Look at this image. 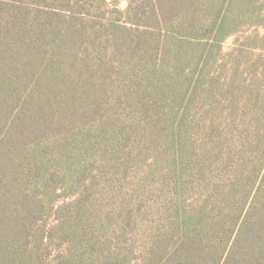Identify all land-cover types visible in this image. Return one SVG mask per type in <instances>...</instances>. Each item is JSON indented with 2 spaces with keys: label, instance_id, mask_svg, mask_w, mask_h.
I'll list each match as a JSON object with an SVG mask.
<instances>
[{
  "label": "trees",
  "instance_id": "trees-1",
  "mask_svg": "<svg viewBox=\"0 0 264 264\" xmlns=\"http://www.w3.org/2000/svg\"><path fill=\"white\" fill-rule=\"evenodd\" d=\"M0 264H264V0H0Z\"/></svg>",
  "mask_w": 264,
  "mask_h": 264
},
{
  "label": "rangeland",
  "instance_id": "rangeland-1",
  "mask_svg": "<svg viewBox=\"0 0 264 264\" xmlns=\"http://www.w3.org/2000/svg\"><path fill=\"white\" fill-rule=\"evenodd\" d=\"M123 2H125V1H122V3ZM122 3H121V8H125L126 4H125V6H123ZM235 41H236V37H232V38L228 39L223 45V52L224 53L230 52L235 45Z\"/></svg>",
  "mask_w": 264,
  "mask_h": 264
},
{
  "label": "built area",
  "instance_id": "built-area-1",
  "mask_svg": "<svg viewBox=\"0 0 264 264\" xmlns=\"http://www.w3.org/2000/svg\"><path fill=\"white\" fill-rule=\"evenodd\" d=\"M125 4H126L125 2L122 3L123 6H125Z\"/></svg>",
  "mask_w": 264,
  "mask_h": 264
},
{
  "label": "crops",
  "instance_id": "crops-1",
  "mask_svg": "<svg viewBox=\"0 0 264 264\" xmlns=\"http://www.w3.org/2000/svg\"><path fill=\"white\" fill-rule=\"evenodd\" d=\"M126 3V2H125Z\"/></svg>",
  "mask_w": 264,
  "mask_h": 264
}]
</instances>
